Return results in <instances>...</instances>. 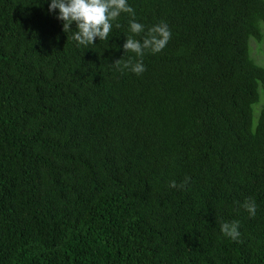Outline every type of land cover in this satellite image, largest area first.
<instances>
[{
	"label": "trees",
	"instance_id": "trees-1",
	"mask_svg": "<svg viewBox=\"0 0 264 264\" xmlns=\"http://www.w3.org/2000/svg\"><path fill=\"white\" fill-rule=\"evenodd\" d=\"M49 2L0 0V264H264V0H128L140 76L128 14L76 48Z\"/></svg>",
	"mask_w": 264,
	"mask_h": 264
},
{
	"label": "clouds",
	"instance_id": "clouds-1",
	"mask_svg": "<svg viewBox=\"0 0 264 264\" xmlns=\"http://www.w3.org/2000/svg\"><path fill=\"white\" fill-rule=\"evenodd\" d=\"M58 15L56 18L63 23V30L71 32V40L75 42L76 48H91L96 45V40L107 41L122 14H128V31L132 35H126L123 44L125 54L131 52L137 57L135 63L131 60L123 65L121 70L127 69L137 76L146 71L143 57L150 52L155 55L162 52L168 45L172 33L166 22L161 21L152 27L145 29V25L135 18V10L128 0H50L49 12ZM75 24L76 30L72 26ZM136 39V36H141ZM69 39V37H68ZM120 61L115 63L119 66ZM191 183V177H185L177 184L175 180L169 182L170 189L184 190ZM250 218L257 214L258 205L254 198L248 197L241 205ZM221 234L232 241H237L241 236L240 223L238 221H222L220 223Z\"/></svg>",
	"mask_w": 264,
	"mask_h": 264
},
{
	"label": "rangeland",
	"instance_id": "rangeland-1",
	"mask_svg": "<svg viewBox=\"0 0 264 264\" xmlns=\"http://www.w3.org/2000/svg\"><path fill=\"white\" fill-rule=\"evenodd\" d=\"M264 43V42H263ZM263 54H264V50H263ZM263 100H264V98H263Z\"/></svg>",
	"mask_w": 264,
	"mask_h": 264
}]
</instances>
